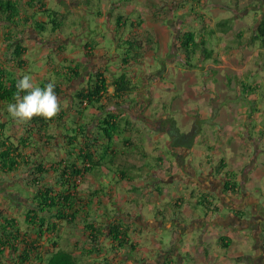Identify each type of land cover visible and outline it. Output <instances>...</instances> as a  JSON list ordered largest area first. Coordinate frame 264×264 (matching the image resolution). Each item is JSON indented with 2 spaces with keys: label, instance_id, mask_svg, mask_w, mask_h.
<instances>
[{
  "label": "crops",
  "instance_id": "1",
  "mask_svg": "<svg viewBox=\"0 0 264 264\" xmlns=\"http://www.w3.org/2000/svg\"><path fill=\"white\" fill-rule=\"evenodd\" d=\"M154 1L156 0H57L54 5L50 4L51 0H44L47 9L60 12L59 16L63 18L64 23L63 28L55 31L50 39L65 40L67 44L58 46L57 51L54 52V58H51L49 64H47L48 58H46L48 56L41 57L44 58V61L37 65L40 64L41 67L49 66H46L48 67L46 76L38 71L39 66L33 67L32 61L28 60L27 54L25 55L26 64L21 69L12 68V70L16 71L15 76L17 79L23 74H28L40 86L45 80L62 84L64 92L57 97L60 109H64L66 112L63 120H67L73 113H76L72 110V96L76 89L84 86L80 81L78 82L80 86H77V88L70 86L71 83H75V78L71 81L66 79L65 72H69L68 67H77L80 74H86L85 79L91 74H98L99 72L104 74L108 79L110 96L113 92L112 81L115 76L121 72H127L132 77L136 89L127 98V101H122L118 104L111 102L104 111H99L92 107L85 110L81 105L79 109L84 110V114L77 120H79L78 123L80 125H88L86 131L89 135H92L91 132H97L99 119L107 113H122L120 119L123 124L129 122L130 133L127 136L138 144V148L136 154H132V158L135 156L136 159H133L136 162L130 163L135 165L129 164L127 178H122L117 170L126 167L120 166L119 163L116 165L108 163L106 166L110 165L109 167L113 171L110 172L107 167H104L102 168V174L90 176L89 182L91 188L102 190L94 203L97 211L94 209L93 215L96 213L95 217H102L97 219L103 220L106 217V220L110 223L111 221H120L117 215L123 216L122 220L127 221L129 224L133 243H136L133 240L135 237L138 240V234L146 237L148 242L152 241L153 246L148 250L153 255L149 256L142 252L146 259L141 261L143 263H139L140 261H137V263L156 264L158 259L161 258L159 264H233V261L238 264H264V110L262 108V100L258 96L251 98L247 95L248 100L252 101V103L248 101L241 102L240 100L234 101L230 99L229 95L226 96L227 98L229 97V101L226 102L227 100L220 99L221 94L218 95L217 88L213 89L212 84L216 82L215 79L209 85L207 84L204 89L208 96L205 94L204 99L198 98L197 101L202 102V104L205 103L209 107L210 118L206 116V111L201 110L199 106L190 109L185 105L186 102L182 106L178 105L180 107L178 109L175 107L162 110L165 105L159 107L161 109H156L155 105L151 104L150 92L153 97L156 96L155 91L157 89L156 86L159 85V79H155V87L150 86L147 88L150 85L151 72L154 70L152 69L150 72V69L146 67L147 64L153 63L149 56L154 61L162 62L161 59L163 61L166 59L171 47L174 51L173 56L181 55L179 40L183 30L173 29L169 22L165 21L168 19L167 16H157L162 19L148 18ZM176 2L182 4V0H176ZM58 3L60 8H57ZM173 3H175V0H172ZM30 12L33 13V10ZM153 14L154 11L151 16ZM120 15H123L125 19L122 20L124 21L123 27L118 28ZM171 17H175L174 14ZM37 18L48 21L40 13H38ZM147 18L149 22H145ZM217 19L219 20L220 18L217 17ZM224 19L233 20L235 23L233 16L225 17ZM68 21H73L74 25L72 27L68 26ZM131 22L133 26H131ZM5 25V23H2V26L5 27ZM208 27L216 28L215 36L219 39L225 38V36L229 35L228 33H232L234 35L232 38L233 42L244 37L248 38L249 33L246 28L250 29L249 26L246 28L241 27L234 33L233 26L225 34L216 22H213L211 26L208 25ZM242 28L244 29L243 32L241 31ZM16 30L19 31L20 28H16ZM239 32H242V36L237 38ZM236 33L237 36L235 37ZM255 33L256 26L253 29V35ZM134 34H137L138 38L144 41V54L139 63L132 62L124 66L120 55L124 51L125 40ZM42 36L44 38V35L39 34L32 26H28L22 31L20 40L25 46H28V44H25V39L30 40L35 37L37 40L42 38ZM247 42L249 43L250 41L247 40L244 43ZM239 43L241 44L242 42ZM2 45L4 54L6 49L5 45ZM2 45H0V48ZM61 46L62 49H60ZM212 46L211 48H213ZM213 49V55L208 59L215 61V58H217L215 62L219 63L220 53L215 50V47ZM119 50H121L120 53ZM40 51L45 52L44 50ZM31 55L34 58L35 55L33 53ZM199 56L201 55L196 57V62L203 58ZM4 58L5 54L0 57L2 60H5ZM38 58L36 61L39 62L41 58ZM209 62L210 70L203 67H199L198 70H201V72L211 71L216 76H223L220 72L218 73L217 68L212 66L214 62ZM171 69L175 72L177 66H173ZM185 70V68H180L175 80L184 81L186 73L190 69L186 70V72ZM53 75L56 77L53 80L49 79ZM158 75L161 74L159 73ZM192 76L196 80V72ZM139 85H142L141 91L138 94L139 98L136 99L134 94H136ZM215 97L214 101L213 98ZM156 100L163 101L161 98ZM175 101L173 100V102ZM5 108V105L0 103V120L8 121L5 130L8 136L18 140L31 135L29 137L33 139V146L43 149L48 159L59 160L62 157H66L64 155L65 147L63 142L66 138L64 135L66 136L68 133L59 124L69 122H62L61 120L60 122L54 121L50 123L48 130L54 138L51 139V143L46 144L39 137V131L35 125L14 120L6 113ZM189 119L191 121L186 122ZM195 119L198 123L197 129L193 133V140H190L187 145L184 143V139L193 132L191 131V125ZM78 132L81 133L80 136H84V133L74 123L69 134L74 135ZM143 134L146 136L144 140L148 143H146V147L139 145L137 141V136H143ZM211 134L213 139H211ZM125 139L126 137L124 138L121 135L115 137L116 149L122 146V142ZM254 140L259 142L256 143V149L253 153L251 146ZM82 141L85 145L86 138L84 137ZM27 144L28 146L25 150L29 153L34 150V147L31 142ZM148 146H150V151H148ZM139 147L144 149L145 153L143 155L138 150ZM228 148L245 151V153H242L241 160L233 168L224 158H221L225 161L226 166L220 170V162L213 164L211 156L219 151H227ZM157 151L162 152L164 155H159ZM169 151L174 153L175 160L173 162L177 166H171L168 163L165 155H168ZM56 152L61 157H54ZM200 154L206 160L196 162ZM136 156H138V160ZM180 168L184 170L185 177L178 175ZM228 170L237 174V186L232 190L226 189L225 172ZM0 173L5 174L2 171ZM15 173L24 175L22 179L16 180V185H12V182L10 183L5 177L0 175V186L6 187V191L0 190V200L4 198L3 192L10 197L11 194L16 192L19 194L17 199L20 198L18 202L22 205L21 210L23 208L28 210L31 206L30 204H32L31 198L34 195L32 193H35V190L31 191L30 184L25 182L26 174L28 175L27 172L18 171L7 174L15 178ZM169 183L173 184L171 187L177 190V194H174L168 202L162 201L161 199L169 193L170 188H167ZM19 188L24 190L21 192ZM26 190L29 191L27 192ZM180 192L183 193L180 194ZM203 195H207L209 203L201 202L200 196ZM4 200L6 201L5 198ZM144 205H146V208H144ZM146 209H149L152 213L147 220L144 219ZM4 211L12 217L16 218L17 216L8 211V209H4ZM23 222H25L23 225L27 224V228L23 229L21 223V225L19 224L21 231H28L36 236L34 234L35 228L26 223V216ZM138 225L140 227H137ZM197 229L201 231L197 240L192 242L186 238L185 233H195ZM166 232L168 234L166 236L163 235L162 240L158 239L159 235ZM107 236L109 235L107 234ZM250 239L252 240L251 243ZM240 243L251 250L247 253H235L232 255L229 249L231 247L237 249ZM42 244L52 247L47 240L45 243V239ZM110 244L114 247L111 240ZM213 244L215 245L214 247H212ZM48 247H45L46 253L49 251L47 250ZM139 248L142 249L138 243L135 253H129L123 249L122 252L126 253L123 256L120 255L122 260L117 261L115 259L113 263L117 261V264H126L127 258L131 261L133 254L138 255L141 253ZM5 257L2 259L3 264H19L18 261H8L7 255ZM185 260L187 261L185 262ZM24 264L38 263L32 261Z\"/></svg>",
  "mask_w": 264,
  "mask_h": 264
},
{
  "label": "trees",
  "instance_id": "2",
  "mask_svg": "<svg viewBox=\"0 0 264 264\" xmlns=\"http://www.w3.org/2000/svg\"><path fill=\"white\" fill-rule=\"evenodd\" d=\"M186 1H190L189 11L195 14L194 17L198 22L205 23L206 17L201 13L204 0ZM181 6H183V2ZM31 10L33 13L30 12ZM38 13L48 21L38 19ZM59 14L60 12L56 10L47 9L44 0H0V26L5 23V28H8L3 33V43L6 49L5 60L0 59V103H3L5 107L9 102H13V94L16 92L15 84L18 79L15 76L16 71L12 68L21 69L27 61L25 55L29 49L20 40L22 31L28 26H32L42 35H45L49 29L54 32L61 30L64 23ZM155 15L153 14L154 17ZM158 16L163 17L164 15ZM123 19L125 17L120 15L118 28L123 27ZM228 20L230 19L218 22L223 26L220 29L225 34L233 28V26L227 27ZM256 22L258 23L256 33L252 37L254 41L260 42V45L264 47V11L259 14ZM130 24L133 26L132 22ZM16 28H20V30L17 31ZM210 28H199L198 31H196L197 29H188L181 34L179 48L184 66L195 67L197 64L196 57L200 54L204 55L206 59L212 57L214 49L209 46L207 34L213 33L214 30ZM241 36L242 32H239L237 38ZM143 45L144 41L138 38L137 34L128 37L125 40L124 51L121 53L122 64L127 66L132 62L139 63L144 54ZM68 71L65 72L68 81L80 76L77 67H68ZM48 82L50 81H43L41 87ZM54 84V91L59 96L64 92L63 85ZM83 85L76 89L72 96V110L76 112L78 118L84 114V110L79 109L84 102H86V105H83L85 110L92 107L104 111L111 102L118 104L127 101V98L136 89L132 77L127 72H121L114 77L111 96L109 95L108 79L101 72L89 75ZM244 89L254 90L253 86L248 84H244ZM65 115V110L60 109L52 119L33 117L29 123L35 125L41 140L49 144L54 136L49 133L48 125L54 121L60 122ZM120 116L122 113L119 112L107 113L99 119L98 130L96 133L91 132L92 135L86 131L88 125H80L75 122L84 136H80L81 133L79 132L74 135L67 132L63 142L66 157L59 160L48 159L43 149L34 147L33 139L29 137L31 135L18 140L8 136L5 133L8 121L0 120V171L4 173L18 171L28 173L25 182L30 184L31 191L35 190V193H32L34 194L31 198L32 204H30L31 206L25 216L26 223L35 228L34 234L36 235L30 234L28 231L22 232L17 219L8 215L4 209L0 210V264H3L2 259L6 258V255L8 261H18L19 264L32 261L38 264H87L82 260V256L101 252L102 249L99 244L107 234L115 250L127 249L129 252V248L136 249L137 244L131 240L130 227L127 221L116 220L109 223L95 220L93 206L102 190L91 188L89 182V177L102 174L104 167L112 172L113 169L109 167L110 165L106 166L108 163L112 165L119 163L120 166L126 167L117 170L122 178H127V169L129 170L128 166L131 163L128 160L132 158L133 153L137 152L138 144L127 136L130 133L129 122L123 124ZM119 135L126 137V139L122 142V146L116 149L115 137ZM79 136L82 139L86 138L85 145ZM28 142H31L34 147V150L29 153L25 150ZM138 150L142 155L145 153L144 149H140V147ZM219 162V168L222 170L226 163L223 159ZM236 176L237 174L233 171L225 172L226 189L236 188ZM206 199L207 195L200 196L201 202L209 203ZM81 223H83L84 230L82 238H87L90 248L83 247L78 254L76 247L71 249L61 247L57 239L59 235L54 237L53 234L57 233L59 227L64 226L63 224L73 227ZM45 237L48 238L47 242L52 246L46 245L47 250H49L48 253H46V246L42 244ZM79 244L75 242V245ZM96 264L116 263H113V259L106 256L102 262Z\"/></svg>",
  "mask_w": 264,
  "mask_h": 264
},
{
  "label": "rangeland",
  "instance_id": "3",
  "mask_svg": "<svg viewBox=\"0 0 264 264\" xmlns=\"http://www.w3.org/2000/svg\"><path fill=\"white\" fill-rule=\"evenodd\" d=\"M57 0H51L50 4H54ZM183 2V6H180L181 3L179 4L178 2L172 4V0L169 1H165V0H156L154 1L153 5H152V10L149 13V17H154L151 16L153 11L154 14L161 15L163 14L164 16H167L168 19H166L165 21L169 22V25L172 26L173 29L176 30H183L184 31H188V29H197L196 31L199 30V28H204V27H208V25H213V22H216L219 28H223L222 25L218 24V21H222V20H226L224 19L225 17H231L233 16L235 19V23L233 20H228V24L227 27H232L234 26V33L241 27H248L247 32L249 33L248 38L244 37L242 39H238V41H232V38L234 37V35L232 33H228L229 35L225 36V38L219 39L215 36V32H216V28H210L213 29V33L209 32L207 34L208 39H209V44L210 46H212L213 48L215 47L220 55H219V63L215 62L212 59H206L204 55L200 54L201 56H199L200 61L196 66L198 67H194V68H189L186 67L182 64L183 59L180 57V55H174L173 56V49L172 47L170 48V52L166 55V59L163 61L161 59L162 62H157V60H152V58L149 56V59L153 62L151 64H147V68L150 69L151 72V79L149 80V86L147 88L151 87H155L156 84V80L155 79H159V85H157V89H156V98L152 96V93L150 92L151 95V104L155 105L156 109H161L159 107H162L165 105V108H163L162 110H165L166 108L168 109H173L175 107L180 108L178 105H184V103L186 102V106H188V108H194L195 106H199L201 108V110L206 111V116H208V118H210V114H209V107H207V105L204 103L202 104V102H197L198 98L200 99H204L205 98V94L206 92L204 91L206 85L210 84L212 81H214L216 79V82H214L213 85V89L217 88V91L219 92L218 95L221 94L220 99H225L226 102L229 101V97L231 100L234 101H248L251 102L250 100H248V96H250L251 98L254 96H258L259 98H261L262 100V108L264 110V48L261 47L260 42L258 41H254L253 40V29L255 26H257V18H259V13L263 12L264 10V0H204L203 5H202V9H201V13H203L206 17V21L205 23H198V20L194 17L195 14L191 13L189 11L190 8V1H186V0H182ZM152 4V3H151ZM212 6V8L209 9V7ZM57 8H60V4H57ZM213 9V10H212ZM224 10H226L224 12ZM174 14L175 17H171ZM155 15V18H159ZM262 16V15H261ZM260 16V17H261ZM93 17V16H92ZM217 17H219L220 19L218 20ZM146 19L145 22H149V19ZM162 19V18H159ZM77 20V19H75ZM226 22V21H225ZM224 22V23H225ZM68 26L72 27L74 25V22L72 21H68L67 23ZM6 30V28L4 26H0V42L2 40H4V31ZM64 31H65V27H64ZM241 31L243 32L244 29L242 28ZM54 35V31H51L50 29L47 30L46 34L44 35V38L42 36V38L39 39H35V37L31 38L30 40L25 39V44H28V48L29 51L27 53L28 55V60L32 61L33 67H35L38 63H42V61H44V58H41L43 56H48L46 58L47 59V64H49L51 62V58H54V52L57 51L58 46L60 44H62V46L66 43L65 40H59V39H50V37ZM237 36V33L235 34V37ZM94 38V37H93ZM92 38V39H93ZM221 40V41H219ZM250 41L252 43H244L245 41ZM4 41H2V43H0V45L4 44ZM239 42H242L241 44ZM218 46V47H216ZM221 46V48L219 49V47ZM38 49V51H37ZM40 50H44L40 51ZM40 51V52H39ZM121 50H119L120 53ZM34 54V58L31 54ZM41 53V54H40ZM39 54V56H38ZM3 45L0 48V57H3ZM40 57L41 59L38 61H36L37 59H39L38 57ZM121 56V55H120ZM176 60V61H174ZM172 61H174L173 63H171ZM208 61H210L209 63H211V61H213L214 63L212 64V66H214V68H217L218 73L220 72L221 74H223V76H216L213 74V72L209 71H205V72H201V70H198L199 67H203V68H208L209 70L211 69V66L208 64ZM37 62V63H36ZM166 62L168 63L166 65ZM171 63V64H170ZM39 66V72L46 76L47 74V68L46 66L41 67L40 64L37 65V67ZM166 66H167V70H166ZM173 66H177L176 71L174 72V70H172L171 68ZM223 66V67H222ZM180 68H185L186 70L190 69L187 71L186 73V79L184 81H181L180 79H177L176 74H179V70ZM166 70V72H164ZM185 70V72H186ZM198 70V71H197ZM196 72V80L195 78L192 76L193 73ZM161 75H158V74ZM56 76L53 75L51 76L49 79H54ZM85 77L86 74L84 75V79L83 80H79L80 83L82 81H85ZM188 80V81H187ZM80 83L76 84V88L77 86H80ZM192 83V84H191ZM244 84H248V85H252L254 90H248V89H244ZM70 86H73V83L70 84ZM142 85H139L136 90V94H134V98H139L138 94L141 91ZM191 86V87H190ZM261 88V89H260ZM213 92V90H212ZM199 94V97H198ZM257 94V95H256ZM217 95V96H218ZM230 95V96H229ZM245 95V97H244ZM197 96V97H196ZM206 96H208L206 94ZM226 96H229L228 98ZM142 98V97H140ZM162 99L163 101L161 102V100H156V99ZM197 98V100H196ZM216 97L213 98V100L215 101ZM173 100H176L178 102H173ZM183 100V101H181ZM172 103V105H171ZM168 104V105H167ZM175 105V106H173ZM75 106H77L75 104ZM252 106V104H251ZM154 109V110H156ZM70 110V108H69ZM158 115V114H155ZM78 115L76 113H73L70 117H68L67 120H63L62 122H69V123H65V124H59L61 128H64L66 132H71L72 131V127L74 126L75 122H79V120H77ZM188 118V117H186ZM96 121V120H95ZM191 119L187 120L186 122H190ZM58 125V124H57ZM145 132V131H144ZM138 133V132H137ZM139 134V133H138ZM211 139H213L212 134L210 135ZM141 137V138H139ZM137 136V141L139 143V145H143L144 147H146V145L148 144L146 140H144L146 137L144 134L143 136ZM147 143V144H146ZM257 145V144H256ZM160 147V146H159ZM150 146H148V151H150L151 149H149ZM157 149V148H156ZM48 152H50L49 150H47ZM165 151V150H164ZM253 153L255 152V149H252ZM157 153L159 155H164L162 154V152L157 151ZM165 153V152H163ZM242 153H245V151H239L237 149H231L228 148L227 151H219L217 152L215 155L211 156V160L213 161V164L218 163L219 160L221 158H224L230 165H232V168L234 167L235 164H237V162H239L241 160V156ZM136 154V153H133ZM172 154V155H171ZM202 154V153H201ZM198 155L196 162H200L202 160H206L205 157L202 158V155ZM139 155V154H137ZM167 156V160L168 163L171 164V166H174L177 164H174V153L172 151H169V154L165 155ZM54 157H61L59 155L58 152H56V154L54 155ZM137 160H138V156ZM134 159L135 156H134ZM133 158H130V160H128L129 162L133 163L136 162ZM9 174V173H8ZM7 173L3 174L0 173V175H2V177H5L6 180H8L10 183L12 182V185H16L17 181L19 179H22L24 177V175H22L21 173H15V178L11 177L10 175H8ZM178 175L180 177H185L184 174V170L182 168H180L178 170ZM113 178V176H112ZM17 180V181H16ZM173 186L172 183H169L167 185V188H170L169 193L166 194L161 200L162 201H169L170 198L174 195L177 194V190ZM6 188V187H5ZM5 188L3 186H0V190H5ZM23 188H19V191H23ZM6 191V190H5ZM27 192L29 190H26ZM2 192V191H1ZM183 192H180V194ZM4 198L6 199V201L3 199L0 200V210L4 209H8V211H11L12 214L17 215L16 219L19 222V224L23 226V229L27 228V224L23 225V219L25 218V213L27 212V210H25L23 208V210H21V206L18 202L20 200L17 199L18 195H16V192L13 193V195L11 194V197L6 195L5 192H3ZM144 208H146V205H144ZM93 209H95V206H93ZM96 210V209H95ZM97 211V210H96ZM145 213V218L144 219H148L149 215L152 214L149 209H146ZM96 216V213L94 214V217ZM120 219L122 220L123 216H119L117 215ZM97 218H102V217H95L96 221H104V222H109L106 220V217L103 218V220H99ZM64 226H60L59 227V231L55 234H53L54 237H57V235H61L60 237H58L57 239L59 240V244L61 247L64 248H75L77 249V253L79 254L80 250L83 247H87L88 249L90 248V245L88 244V240L87 238H82L84 230H83V223H81L80 225H76V226H68L66 224H63ZM137 227H140L139 225ZM142 229V228H141ZM202 230V229H201ZM201 233V231H199V229H197L195 231V233H185V236L187 239L191 240L192 242H194L195 240H197L198 235ZM168 232L163 233L162 235H159L160 237H158V239L162 240V236L163 235H167ZM136 235V234H135ZM134 235V237H135ZM143 235L138 234V240H135V242L140 244V246L142 247V249L139 248V251L141 252L140 254H133V256L131 257V261L129 258L126 259L127 263L126 264H139V263H143L141 261H144V259H146L145 255L142 254L145 253L149 256H152L153 254H151L149 252L148 249H150L153 244L152 241L148 242L146 240V237H141ZM177 238V236H176ZM45 239V243L46 240L48 239L47 237L44 238ZM251 239H250V243H251ZM75 242L80 243L79 245H75ZM87 243V244H86ZM50 244V243H49ZM51 245V244H50ZM215 245L213 244L212 247H214ZM99 247L102 249L101 252H93L91 255H84L82 256V260H84V262H86L87 264H96L97 262H102V259H104V257H109L111 256V259L113 260H117L120 261L122 260V258L120 257L124 255V253L126 252H122L123 249H117L115 250L113 248V246H111L110 244V239L109 236H105L102 238L101 243L99 244ZM127 251V249H125ZM249 250H251L250 248H246V246L244 244H239L238 248L235 249L233 247H231L229 249V252L234 255L235 253H247ZM136 249H131L129 248V253L134 252L135 253ZM139 257L137 258L136 257ZM142 259V260H141ZM161 260L158 259V261L156 262V264H159V261ZM115 262L116 264L118 262ZM125 261V262H126ZM137 261H140L139 263H137ZM187 260H185L186 262ZM146 263V262H145ZM187 264V263H186ZM233 264H238L237 262L233 261Z\"/></svg>",
  "mask_w": 264,
  "mask_h": 264
},
{
  "label": "clouds",
  "instance_id": "4",
  "mask_svg": "<svg viewBox=\"0 0 264 264\" xmlns=\"http://www.w3.org/2000/svg\"><path fill=\"white\" fill-rule=\"evenodd\" d=\"M15 87L13 102L6 105L7 113L14 120L21 123L29 122L33 117L49 120L60 111L54 82L50 81L41 87L31 79L30 75L23 74L16 81Z\"/></svg>",
  "mask_w": 264,
  "mask_h": 264
},
{
  "label": "flooded vegetation",
  "instance_id": "5",
  "mask_svg": "<svg viewBox=\"0 0 264 264\" xmlns=\"http://www.w3.org/2000/svg\"><path fill=\"white\" fill-rule=\"evenodd\" d=\"M81 75H82V73L80 74V76H81ZM80 76H79V77H80ZM79 77H78V78H75V83H73L74 88H75V86H76L75 84L78 83L79 80H80ZM76 80H78V81H76ZM193 121H194V122H193V124L191 125V131H193V132H191L189 135H187V138L184 139V143H186L187 145L189 144V141H190V140L188 139V137H189L190 135H192L194 132H196V129H197V124H198V123L196 122V119L193 120ZM257 142H259V141H257V140H254V141H253V145L251 146L252 149H256L255 146H256V143H257ZM17 194H18V193H16V195H17ZM12 195H13V194H12ZM18 196H19V195H18Z\"/></svg>",
  "mask_w": 264,
  "mask_h": 264
},
{
  "label": "water",
  "instance_id": "6",
  "mask_svg": "<svg viewBox=\"0 0 264 264\" xmlns=\"http://www.w3.org/2000/svg\"><path fill=\"white\" fill-rule=\"evenodd\" d=\"M83 79H84V74H82L80 76V80H83ZM76 81H78V80H76ZM193 138H194V135L193 134L188 137L189 140H193Z\"/></svg>",
  "mask_w": 264,
  "mask_h": 264
},
{
  "label": "built area",
  "instance_id": "7",
  "mask_svg": "<svg viewBox=\"0 0 264 264\" xmlns=\"http://www.w3.org/2000/svg\"><path fill=\"white\" fill-rule=\"evenodd\" d=\"M83 105H86V102H84V104Z\"/></svg>",
  "mask_w": 264,
  "mask_h": 264
}]
</instances>
